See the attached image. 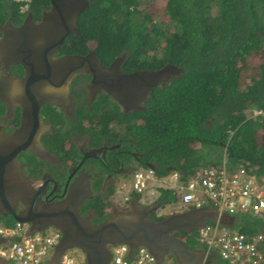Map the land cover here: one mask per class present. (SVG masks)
Wrapping results in <instances>:
<instances>
[{
	"label": "trees",
	"instance_id": "16d2710c",
	"mask_svg": "<svg viewBox=\"0 0 264 264\" xmlns=\"http://www.w3.org/2000/svg\"><path fill=\"white\" fill-rule=\"evenodd\" d=\"M45 1L0 0V22L20 21L26 3L38 12ZM88 1L77 17L79 32L63 42L66 51L91 49L103 62L125 51V68L167 62L182 68L153 88L143 108L122 114L116 106L103 115L126 124L125 135L144 158L156 161L158 175L174 168L186 180L196 168L219 166L203 155L207 143L224 150L230 164L264 175V0ZM256 59L257 70L242 81V70ZM160 190V205L178 199L172 189ZM111 192L90 201L99 220L111 215L105 212ZM232 228L263 234L258 264H264V216L233 211ZM181 234L188 245L201 247L198 230ZM212 264L231 263L215 256Z\"/></svg>",
	"mask_w": 264,
	"mask_h": 264
},
{
	"label": "water",
	"instance_id": "95a60500",
	"mask_svg": "<svg viewBox=\"0 0 264 264\" xmlns=\"http://www.w3.org/2000/svg\"><path fill=\"white\" fill-rule=\"evenodd\" d=\"M50 2L51 6L38 21L28 15L18 25L11 21L0 25L3 32L0 57L5 63H19L24 69L20 77L0 73V101L8 108L18 104L24 116L23 124L17 130L6 133L0 129V211L10 203L22 200L27 204L25 211L31 213L29 206L35 190L23 173L17 154L21 149L34 152L37 147L41 149L39 106L62 95L74 74L89 73L90 89L103 88L124 110H130L143 108L155 86L182 71L181 67L167 62L158 68L126 72L120 67L123 56H116L109 66H104L95 51L54 56L68 33L79 32L77 17L89 1ZM148 165L156 168L153 163ZM82 187L80 182H75L64 199L39 206L30 215L34 220L22 213L13 214L15 220L28 223L31 230H41L50 224L59 228L61 236L52 263L64 249L78 247L85 254V264H110L108 244L126 242L131 249L138 244L145 245L158 260L172 254L177 264H198L204 255L203 249L188 245L176 232H192L216 216L223 222L232 220V215L219 213L213 206L191 207L161 219L149 215L152 208L135 206L129 211L117 210L110 217L94 222L90 215L79 212L86 195V186L83 190ZM3 240L0 237V242Z\"/></svg>",
	"mask_w": 264,
	"mask_h": 264
},
{
	"label": "flooded vegetation",
	"instance_id": "af4514ba",
	"mask_svg": "<svg viewBox=\"0 0 264 264\" xmlns=\"http://www.w3.org/2000/svg\"><path fill=\"white\" fill-rule=\"evenodd\" d=\"M50 6V0H46L39 5V11L34 12L26 3L21 8L24 13L20 21L6 19L0 22V25L7 21L18 25L28 15L34 21H38ZM2 34L0 29V36ZM68 34L54 52V56L94 51L91 49L85 53L66 51L63 42ZM119 55L123 56L120 67L124 71L139 69L125 68L123 63L127 54L124 51ZM98 60L104 66H109L112 62V60L108 62ZM0 73L20 77L24 74V69L19 63H5L0 57ZM90 83L89 73H76L69 80L67 90L62 95L54 97L55 102L41 103L38 109L42 122L38 137L41 149L37 147L36 152L21 149L17 154V159L23 165V173L30 179V184L35 190L29 206L31 213L36 212L39 206L45 207L64 199L70 187L75 182H80L83 186L82 190L86 186L84 190L86 195L81 202L79 212L84 216L90 215L92 221L98 222L101 219H98L96 210L89 205L95 196L110 190L113 192L115 187L118 188L117 183L120 181L125 185L128 184L131 175L139 167L147 166L148 163L156 165V161L143 157V152L138 149L135 140L128 132L125 135L127 127H120L121 124L112 116L110 118L106 116L109 119L107 122L101 121V117L110 111L113 112L116 106L121 108L122 114L135 109L124 110L103 88L90 89ZM0 107V129L10 133L20 128L24 120L20 106L15 104L12 108H8L0 101ZM127 193L130 197L134 196L131 189ZM134 201L133 198H129V210L135 206H143L139 201L138 204ZM158 203L160 202L145 206L152 208L149 212L150 216H157L155 210L159 206ZM26 209L27 204L22 200L14 204L10 203L0 211V220H15L13 214L17 213L34 220V217L30 216L31 213L25 211ZM116 211L112 203L105 207V212L111 215ZM221 224L224 225L225 222L221 220ZM47 226H43V229ZM176 234L184 240L181 232Z\"/></svg>",
	"mask_w": 264,
	"mask_h": 264
},
{
	"label": "built area",
	"instance_id": "2783aa9c",
	"mask_svg": "<svg viewBox=\"0 0 264 264\" xmlns=\"http://www.w3.org/2000/svg\"><path fill=\"white\" fill-rule=\"evenodd\" d=\"M128 187L150 193L170 188L176 192L177 201L187 208L211 205L219 212L253 209L264 214V176L250 173L242 166L229 165L225 157L217 167L196 168L186 180L180 178L176 169L158 175L150 166L141 167L134 171ZM120 193L117 190L115 195L120 196ZM127 198L128 194L121 205ZM60 236L61 231L54 225L31 230L26 222H0V237L4 239L0 242V264H85V255L70 253L72 247L63 250L52 263ZM198 240L204 252L198 264H208L206 260L215 255L231 264H258L263 234L241 228L229 229L215 217L198 228ZM108 248L110 264H175L165 260V256L158 260L143 244L131 249L126 242H115L109 243Z\"/></svg>",
	"mask_w": 264,
	"mask_h": 264
},
{
	"label": "rangeland",
	"instance_id": "374dc122",
	"mask_svg": "<svg viewBox=\"0 0 264 264\" xmlns=\"http://www.w3.org/2000/svg\"><path fill=\"white\" fill-rule=\"evenodd\" d=\"M159 6H161V2L158 3ZM158 17L160 18V14L158 15ZM257 64H258V60H254L251 62L250 66H248L246 69L242 70V73H241V80L242 81H247L249 80V75L251 73H253L254 71L257 70ZM126 124H121L120 127H125ZM202 153H204L203 155L206 156L207 159H211L213 161H220V163L223 161V157L225 156L226 158V155H225V151L223 150L222 152V149L218 146V145H212V144H209L207 143L203 150H202ZM226 163L229 164V165H233V164H230L226 158ZM118 185V188L115 187L114 189L117 190H120L121 193H120V196L118 195H115V192H112L109 194V196L107 197V201H109L110 203H112L117 210H124V211H128L130 206H129V201L127 203L126 201V204L124 205H121V203L123 202L124 200V196L127 195V191H128V184H124L123 181H120L117 183ZM121 185H123V187H121ZM156 191V190H155ZM158 190L156 193H144L141 199L140 202V205H144V206H150L152 204H155L157 203V197H156V194H158ZM130 199L133 198V196L131 195V197L129 196ZM128 198V199H129ZM109 205V204H108ZM158 207L156 208L155 210V214L157 216H165V215H168L170 213H174V212H178V211H181L182 209H186L185 206L182 208V205L178 202V201H171V202H168L164 205H160V203H158ZM1 222H5V220H0ZM7 221H15L14 219H8ZM14 223V222H13ZM230 226H228L229 228ZM231 228V227H230ZM229 228V229H230ZM70 253H75L78 254V255H84V253L79 249V248H76V247H72L71 249H69ZM165 260L167 261H171L172 263H175L177 264L174 256L172 254H166L165 255Z\"/></svg>",
	"mask_w": 264,
	"mask_h": 264
},
{
	"label": "clouds",
	"instance_id": "9594fccd",
	"mask_svg": "<svg viewBox=\"0 0 264 264\" xmlns=\"http://www.w3.org/2000/svg\"><path fill=\"white\" fill-rule=\"evenodd\" d=\"M147 166H149V165H147ZM145 167V166H144ZM150 167H152V166H150ZM140 168V167H139ZM138 168V169H139ZM152 168H154L156 171H157V168H155V167H152ZM171 169H174V168H171ZM170 169V170H171ZM134 173V172H133ZM255 174V173H254ZM133 175V174H132ZM132 175H131V177H132ZM255 175H257V174H255ZM257 176H264V175H257ZM131 179V178H130ZM129 190V189H128ZM116 191V189H113V192H115ZM133 191V190H132ZM160 191L161 190H159V193L156 195V197L158 198V195L160 194ZM128 192V191H127ZM137 191H133V195L135 196V194L134 193H136ZM112 193V192H111ZM144 193H148V192H146V191H144V192H140V196H143V194ZM128 194V193H127ZM109 196V195H108ZM128 198H129V194H128ZM126 199V201L128 200L129 201V199ZM156 198V199H157ZM126 201H125V204H126ZM128 201H127V203H128ZM177 201V200H176ZM108 204H110V202L108 201ZM124 205V204H123ZM107 206H109V205H107ZM144 206V205H143ZM147 206V205H146ZM204 206V205H203ZM207 206H211V205H207ZM184 207V205H182V208ZM191 207H193V206H191ZM191 207H189V208H191ZM214 207V206H213ZM189 208H186V209H189ZM216 208V207H215ZM182 210H185V209H182ZM181 210V211H182ZM239 210V209H238ZM238 210H235V211H238ZM118 211H122L121 209L120 210H118ZM124 211V210H123ZM127 211V210H126ZM129 211V210H128ZM239 211H241V212H243V213H247L248 211H253V212H255V213H259V212H256L255 210H253V209H247V210H245V211H243V210H239ZM218 212H219V210H218ZM227 212V211H226ZM219 213H222V212H219ZM228 214H230V215H232V212H227ZM171 214V213H170ZM259 214H261L262 216H264V214H262V213H259ZM169 215V214H168ZM165 216H167V215H165ZM216 217H219V216H216ZM211 219H213V218H211ZM220 219V218H219ZM207 221H211V220H206L205 222H207ZM204 222V223H205ZM50 225H52V224H50ZM226 227H228V226H230L231 227V229H234V228H232V221L230 222V223H227V222H225V224H224ZM229 227V228H230ZM198 230V229H197ZM247 231V230H246ZM71 248V247H70ZM78 248V247H77ZM200 248H202V245H201V247ZM67 249V248H66ZM80 249V248H79ZM203 249V248H202ZM65 250V249H64ZM83 252V251H82ZM84 253V252H83ZM85 255V254H84ZM215 256H217V255H215ZM214 256V257H215ZM218 257H221V256H218ZM222 258V257H221ZM208 264H212V258H211V260L209 259V263Z\"/></svg>",
	"mask_w": 264,
	"mask_h": 264
},
{
	"label": "crops",
	"instance_id": "0c3cea01",
	"mask_svg": "<svg viewBox=\"0 0 264 264\" xmlns=\"http://www.w3.org/2000/svg\"><path fill=\"white\" fill-rule=\"evenodd\" d=\"M141 199H142L141 196H139V198H137V196H135V197L133 196V200H135L134 202L137 203V204H138L137 201H141Z\"/></svg>",
	"mask_w": 264,
	"mask_h": 264
}]
</instances>
